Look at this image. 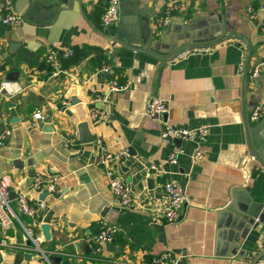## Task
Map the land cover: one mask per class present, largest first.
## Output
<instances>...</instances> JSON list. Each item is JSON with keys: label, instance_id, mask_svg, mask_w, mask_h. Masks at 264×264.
I'll return each instance as SVG.
<instances>
[{"label": "crops", "instance_id": "obj_1", "mask_svg": "<svg viewBox=\"0 0 264 264\" xmlns=\"http://www.w3.org/2000/svg\"><path fill=\"white\" fill-rule=\"evenodd\" d=\"M11 1L25 22L11 26L0 21V85L5 73L15 69L17 78L9 84L20 88L16 93L0 90V134L11 130L7 143L0 146V176L12 179L9 192H26L32 205L44 202L36 217L37 232L43 238L42 249L50 257H60L51 264H147L165 251L178 264H248L264 240V225L256 220H264V165L248 150L244 124L245 116L250 130L257 127L249 116L254 105L264 101V77L253 87L247 77L244 81L239 67L248 45L227 38L164 61L111 38L136 46L151 38L152 47L168 54L195 39L234 33L252 45L249 66L264 52V31L245 9L264 0H187V12L173 14L158 32L153 21L168 0H120L119 18L109 24L101 21L106 0ZM1 5L2 0L0 10ZM259 20L264 21V13ZM76 46L88 49L87 55L63 68L61 59L70 55L64 52ZM99 48L108 58V73L93 60ZM50 49L57 50L64 69L55 75L46 74L49 66L43 60ZM112 76L119 82L127 79L128 87L109 91L105 104L90 103L95 94L107 92ZM153 95L167 104L160 119L145 113ZM100 107L109 111V118L92 125L89 113ZM38 110L51 122L33 124ZM82 123L111 151H133L115 166L136 197L133 207L117 204L104 167L90 165L96 147L93 141H79ZM203 126L206 134L194 141L161 136L166 128ZM75 132L78 145L64 149L63 139ZM175 147L181 152L172 162L169 155ZM196 148L203 158L191 157ZM38 170L55 178L61 197L49 193L41 198L43 191L31 189ZM168 181L186 188L174 223H167L161 210ZM11 205L18 214L16 198ZM42 224L50 226L49 239L43 236ZM106 225L116 228L113 247L104 245L97 254L92 248V253L85 252L84 238ZM1 240L6 246L0 247V264H39L16 221L8 228L0 223Z\"/></svg>", "mask_w": 264, "mask_h": 264}, {"label": "built area", "instance_id": "obj_2", "mask_svg": "<svg viewBox=\"0 0 264 264\" xmlns=\"http://www.w3.org/2000/svg\"><path fill=\"white\" fill-rule=\"evenodd\" d=\"M119 1L120 0H107L106 6L101 13V21L105 24L115 22L119 18ZM246 14L249 18L254 21L257 20L258 28H261L264 31V21H258V16L261 13H264V3H259L258 5L248 4L246 6ZM187 12V0H168L162 10V12L155 17L153 21V29L155 32L160 31L162 28L166 27L170 21V18L175 13L185 14ZM0 21L1 23L19 26L25 22V18L18 14L14 8L11 0H2L1 10H0ZM195 49V48H193ZM191 49V50H193ZM188 51H184L173 59L182 57ZM71 49H66L64 52L65 55L71 54ZM57 50L50 49L43 55V60L47 66L51 69L50 75H55L64 69L60 68L59 63L56 59ZM246 56L244 57V59ZM171 59V60H173ZM170 60V61H171ZM109 64L104 63L100 66V70L104 72H109ZM239 70L243 73L244 63L240 64ZM247 84L250 87L256 86L257 82L261 77H264V52L254 60L248 66L247 70ZM10 82L5 81L1 83L0 90H9L11 93H16L20 90L18 87H13L9 84ZM128 87L127 79H124L123 82H119L116 77H110L107 79V92H101L95 94L90 98V103H100L105 104L108 101V92L109 91H119L124 90ZM167 111L166 102L159 98L157 95L151 96L145 104V113L146 116L160 119L163 114ZM264 114V101L257 102L249 116V119L252 122L257 121ZM43 118L42 113L38 110L33 114L34 122ZM109 118V111L103 107L96 108L90 111L89 119L92 125H96L101 121H106ZM206 127H200L194 130H188L183 128H166L161 132L162 137H172L185 141H194L195 137H202L206 134ZM11 135L10 129H5L0 134V146H4ZM96 150L90 161L92 166H101L104 167V175L107 180V185L109 190L112 193L114 201L125 208H131L137 204L136 197L134 196L131 188L126 184L115 166H119L129 157V150L127 148H121L117 151H111L109 147L105 144L101 136H96L93 139ZM78 145L77 133H72L67 135L62 141V147L67 150H72ZM181 152L179 147L173 148L172 152L169 155V158L172 162L176 161L177 155ZM191 157L193 159L203 158V152L198 148L194 150ZM154 168V166H151ZM12 185V179L9 175L0 176V223L4 228L16 221L19 223L33 249L37 252L36 261L39 264H51L50 256L44 251L41 247L43 242L42 236L37 232L39 228V222L37 220L38 214L44 209V202L39 201L37 204L32 205L29 203L28 194L26 192H20L17 194V209L18 214L12 208L11 199L9 198V191ZM31 189L36 192L47 191L49 193H55L58 196H62L61 190L57 187L55 178H50L41 170H38L34 173L32 178ZM186 199V188L183 184H180L175 181H168L165 184V204L161 207L163 216L167 223H174L179 218V211L182 202ZM28 218L29 222L26 223L22 218ZM116 228L112 225H106L103 229L97 233L86 236L84 238L94 254L100 253L102 246L107 243H111ZM6 246V241H0V247ZM264 249V240L263 243L259 246L255 254L248 257L247 261L250 264L252 258ZM264 259V256L256 263L261 264ZM147 264H178L177 259H175L169 251L162 252L161 254L154 256L150 259V262Z\"/></svg>", "mask_w": 264, "mask_h": 264}, {"label": "water", "instance_id": "obj_3", "mask_svg": "<svg viewBox=\"0 0 264 264\" xmlns=\"http://www.w3.org/2000/svg\"><path fill=\"white\" fill-rule=\"evenodd\" d=\"M227 38L241 39V40L245 41L246 44L248 45L249 52H248V55H247L245 63H244V72H243L244 81H246L248 64H249V61L251 58V53H252V45L242 35H236L234 33H225L224 35H221L220 37L210 36V37L195 39L193 42L188 43L187 45L175 50L172 53H168V54L163 53V52L155 49L154 47H152L151 46V38L148 39V41L144 45H141V46L129 44L127 41H124L120 38L112 37L111 40L114 43H116V42L119 43L123 47L129 48V49H136L139 51L150 53L152 55L159 57L160 59H162L164 61H168V60L173 59L175 56H177L178 54H180L184 51L191 50L193 48L207 47V46H210L212 44H215V43L222 41L224 39H227ZM11 44L13 46L14 44H19V43H11ZM2 67H3V65H0V68H2ZM17 74H18V71L15 69L8 70L4 75L5 81L14 82L15 79L17 78L16 77ZM40 120H42V122H44V123H50L51 122V118L49 116L42 118ZM255 123H257V127L253 130H250L247 117L244 116V124H245L246 135H247L248 150H249L251 155L259 158L260 162L263 163V165H264V124H263V117L261 116L257 121H255ZM78 135H79V141L81 143L91 142L94 139L93 136L88 132L85 123H82L80 125ZM255 141L258 142V144H259L258 147L254 145ZM129 149H130L129 150L130 153L134 154L133 151L131 150V148H129ZM45 194H49V192L43 191L41 198H44ZM16 197H17V194L15 192H12V191L9 192V198L11 200L16 198ZM256 220L259 223L264 225V220L260 216H257ZM49 228H50V226L48 224H42L41 225L42 233H43V236L45 237V239H49ZM76 246H79V243H77ZM112 247L113 246L111 243L106 244V248L108 250L111 249ZM83 248H84L85 252H91V247L88 243L83 244ZM263 256H264V249L252 258L250 264H256ZM1 259L2 258L0 255V262H1ZM50 260L57 262L60 260V257L51 256Z\"/></svg>", "mask_w": 264, "mask_h": 264}, {"label": "trees", "instance_id": "obj_4", "mask_svg": "<svg viewBox=\"0 0 264 264\" xmlns=\"http://www.w3.org/2000/svg\"><path fill=\"white\" fill-rule=\"evenodd\" d=\"M106 3H107V0H106ZM105 6H106V4H105ZM105 6H104V8H105ZM104 8H103V10H104ZM97 51H98V54L96 55V57H93L94 58L93 60L95 61V63L101 64V65H103L104 63H108V58H107L106 54L103 53L102 48L97 49ZM87 53H88V49H86L84 47H77L76 46L73 48V51L70 55H67L66 57H63L61 59V66L63 68H65V67L69 66L70 64L75 63V62L79 61L81 58L85 57L87 55ZM50 72H51V69L49 68V70L47 71L46 74H50Z\"/></svg>", "mask_w": 264, "mask_h": 264}]
</instances>
